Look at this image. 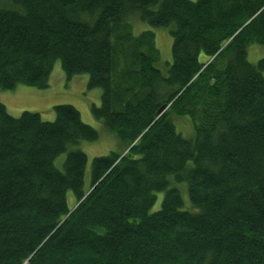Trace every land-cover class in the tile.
Masks as SVG:
<instances>
[{
    "label": "trees",
    "instance_id": "16d2710c",
    "mask_svg": "<svg viewBox=\"0 0 264 264\" xmlns=\"http://www.w3.org/2000/svg\"><path fill=\"white\" fill-rule=\"evenodd\" d=\"M136 16L170 30L167 74L154 33H132ZM254 44L264 46V0H0V90L47 89L59 62L102 90L93 115L125 145L93 160L87 187L76 147L99 133L76 108L56 106L46 122L0 103V264H264Z\"/></svg>",
    "mask_w": 264,
    "mask_h": 264
},
{
    "label": "rangeland",
    "instance_id": "374dc122",
    "mask_svg": "<svg viewBox=\"0 0 264 264\" xmlns=\"http://www.w3.org/2000/svg\"><path fill=\"white\" fill-rule=\"evenodd\" d=\"M131 24L132 33L136 36H139L143 32L154 33L156 47L160 51V62L156 65V68L160 69L164 74H167L168 67L173 61V37L170 34V30L168 28H153L141 21L138 16L133 18ZM263 59L264 46L258 44L251 45L249 47V61L252 64H257ZM88 83V75L68 79L61 64L58 62L55 64L49 81V88L47 89L40 90L32 87H18L14 91L0 90V103L14 117H19L25 112L37 113L40 114L44 121L54 122L56 116L53 108L60 105H70L80 112L82 120L86 125L91 126L99 133V139L96 142L83 141L76 147V149L81 150L88 157L86 170L87 187L91 184V168L95 158L108 156L113 152L121 154L125 151V145L120 142L117 136L108 132L103 122L94 117L92 109L94 106L101 107L102 90H89ZM176 121L178 122L176 123L178 132L185 138L190 139L194 133L193 130L192 132L190 131L189 120L182 118V120ZM187 134H191V136ZM65 158L66 155H63L58 159L57 165L59 168H62ZM178 188L183 196L184 210L196 212L192 209L186 186L180 185ZM157 196V201L150 211L151 214L160 211L162 208L164 193H159Z\"/></svg>",
    "mask_w": 264,
    "mask_h": 264
},
{
    "label": "water",
    "instance_id": "95a60500",
    "mask_svg": "<svg viewBox=\"0 0 264 264\" xmlns=\"http://www.w3.org/2000/svg\"><path fill=\"white\" fill-rule=\"evenodd\" d=\"M168 107H163V109L160 111V115L162 114V113H164V111L167 109Z\"/></svg>",
    "mask_w": 264,
    "mask_h": 264
}]
</instances>
